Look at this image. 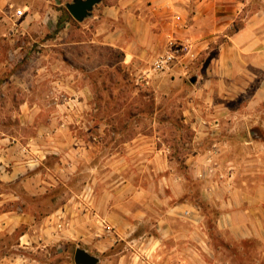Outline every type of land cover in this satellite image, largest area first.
Wrapping results in <instances>:
<instances>
[{
    "label": "crops",
    "instance_id": "obj_1",
    "mask_svg": "<svg viewBox=\"0 0 264 264\" xmlns=\"http://www.w3.org/2000/svg\"><path fill=\"white\" fill-rule=\"evenodd\" d=\"M15 7L25 16L16 17ZM42 14L44 6L34 0H0V81L17 84L46 75L44 67L37 73L22 72V66L33 61H19L18 56L21 35L34 39L39 29L29 21ZM89 19L87 40L74 42L92 53L84 60L96 69L120 64L137 75L145 72L142 86L151 94L143 96L150 95L155 101L150 126H162L156 116L176 99L182 105L183 123L195 132L194 144H213L205 154L190 155L186 161L194 180L205 182L200 185L201 199L189 198L186 178L178 173L173 157L161 151L149 153L147 145L162 137L114 135L118 121L100 124L101 135L94 132L93 121L80 122L90 134L78 135L63 117L56 133L53 123L42 122L36 135L28 138L0 131V180L20 182L34 197L60 171L75 176L80 164L77 155L83 150L79 145H89L90 159L104 163L90 169L86 200L75 202L79 213L69 222L80 226L67 238L72 243L81 241L76 247L97 257L98 264H210L217 250L210 244L215 239L201 203L218 211L214 225L223 244L263 239L264 0H104ZM173 36L197 43L202 50L200 59L188 74L147 76ZM102 49L120 55L121 60L99 56L97 51ZM9 90L10 96H17V91ZM34 91L32 87L29 93L33 96ZM75 94L94 96L87 89ZM79 102L81 112L91 111V104ZM17 105L21 112L35 113L45 112L49 104L29 100ZM57 107L63 112L68 108L64 103ZM51 143L60 147H51ZM66 145L77 148L64 151ZM55 150L68 152L74 163L66 169L69 161L64 157L63 166H47L45 161ZM232 152L233 163L229 160ZM210 155L219 165L215 184L205 181L210 177H200L207 174ZM239 176L245 178L239 182ZM65 209L51 218L65 219L61 223L66 229ZM88 219L96 229L89 234L85 232Z\"/></svg>",
    "mask_w": 264,
    "mask_h": 264
},
{
    "label": "rangeland",
    "instance_id": "obj_2",
    "mask_svg": "<svg viewBox=\"0 0 264 264\" xmlns=\"http://www.w3.org/2000/svg\"><path fill=\"white\" fill-rule=\"evenodd\" d=\"M34 1L37 6H44V14L34 16L29 21L30 24H37L39 32L34 33V39L21 35L18 45L22 50L18 56L19 61H33L26 68L22 66V72L37 73L44 67L42 72L46 75L36 79H23L17 84L16 81H0V88L3 87L0 91V131L28 138L36 135L42 123H53L55 128L52 132L56 133V127L59 121L62 123L60 118L63 117L71 130L82 136L90 134L82 124L79 126L82 121H93L96 125L94 132L98 135L102 134L99 125L106 121H118V127L113 128L114 135H124L127 139L138 135H159L162 137L160 140L156 139L147 145L149 153L161 151L163 155L173 157L178 163V173L186 178L191 193L189 198L200 200V185L205 182L194 180L187 172L186 161L190 155L205 154L214 147L212 143L194 144L195 132L183 123L182 105L177 103L176 99L172 103L167 101L169 103L166 108L156 116L157 120L163 122L162 126L151 127L150 121L155 116L152 112L155 101L150 95L146 98L143 96L144 93L151 94L149 88L144 90L142 86L145 72L137 75L120 64L114 68L102 65L96 69L95 65L84 60L87 55L92 54L89 49L84 50L74 44L87 40L90 33L85 25L92 23L90 19L79 23L72 18L66 4L74 0H58L60 4L57 0ZM17 8L20 7H15V10ZM41 29H44V32H41ZM97 54L104 58L109 55L115 62L121 60L120 55L111 54L104 49L98 50ZM99 59L100 57L98 61ZM32 87L36 90L33 96L32 92L29 93ZM9 89L17 91V96H10L7 92ZM79 89L91 90L94 96L90 99L89 94L76 95L75 92ZM21 93L23 95H20ZM29 100L49 105L46 106L45 112L19 111L17 104ZM80 100L91 104V111L87 108L81 112V109H78ZM59 103L67 105L65 112L57 107ZM32 117L37 120L34 122ZM199 142L201 141L197 143ZM56 146L60 147L51 143V147ZM72 146L77 145H66L64 151L69 148L73 151ZM79 146L83 150L81 156L76 154L80 160L77 174L72 176L68 172L64 174L60 171L55 179L47 180L49 184H44L46 190L34 197L26 192L22 183L0 180V264H76V244L82 245V242H69L67 235L76 233L75 230L79 229L80 224L69 222L73 220L74 213H79V206L76 208L75 202L86 200L87 192H84L90 182V169L101 162L99 159H90L89 145ZM55 151L45 161L47 166H63L64 157L69 161L65 163L66 169L70 167L69 164L74 163L68 152L65 155L59 150ZM229 160L233 163V152ZM218 176H212L205 181L215 184ZM244 178L245 176H239V182ZM61 209H65L68 215L66 229L58 228L57 217L51 218ZM62 221L66 220L62 218ZM87 221L85 220V232L89 234L96 229L89 219ZM215 230L217 233V229ZM210 244L217 250L216 259H211L210 264H264V237L237 243L231 241L230 248L220 240L211 241Z\"/></svg>",
    "mask_w": 264,
    "mask_h": 264
},
{
    "label": "built area",
    "instance_id": "obj_3",
    "mask_svg": "<svg viewBox=\"0 0 264 264\" xmlns=\"http://www.w3.org/2000/svg\"><path fill=\"white\" fill-rule=\"evenodd\" d=\"M16 17L21 19L25 16L24 11L17 10ZM179 19V17L177 18ZM202 54L197 43L188 39H178L176 37H170L167 41L164 52L159 55L153 62L151 71L147 73L149 76L151 73H184L188 74L191 68L198 62ZM206 124V123H204ZM207 171L206 175H201V178L212 177L219 174V165L210 155L207 159ZM209 175V176H208ZM62 217H60L61 219ZM58 228L63 229V223H58Z\"/></svg>",
    "mask_w": 264,
    "mask_h": 264
},
{
    "label": "water",
    "instance_id": "obj_4",
    "mask_svg": "<svg viewBox=\"0 0 264 264\" xmlns=\"http://www.w3.org/2000/svg\"><path fill=\"white\" fill-rule=\"evenodd\" d=\"M103 1L104 0H74L72 3H67L66 8L75 21L83 23L93 16L95 7L100 5ZM57 3L60 4V1L57 0ZM74 259L76 264L99 263L97 257L81 248L76 250Z\"/></svg>",
    "mask_w": 264,
    "mask_h": 264
},
{
    "label": "trees",
    "instance_id": "obj_5",
    "mask_svg": "<svg viewBox=\"0 0 264 264\" xmlns=\"http://www.w3.org/2000/svg\"><path fill=\"white\" fill-rule=\"evenodd\" d=\"M252 136L253 137H257V133L255 131L252 132ZM201 208H202V211L204 213V215L207 217L208 219V226H209V231L211 233V236H213V238L215 240H218V237H217V233L215 232V219L218 215V211L214 208H212L211 206H209L208 204L206 203H201L200 204ZM224 245H228L227 248H230V245L229 244H225ZM235 255V253H233Z\"/></svg>",
    "mask_w": 264,
    "mask_h": 264
}]
</instances>
